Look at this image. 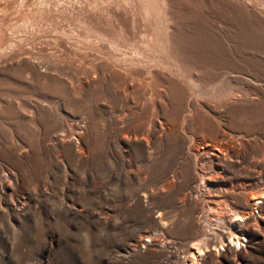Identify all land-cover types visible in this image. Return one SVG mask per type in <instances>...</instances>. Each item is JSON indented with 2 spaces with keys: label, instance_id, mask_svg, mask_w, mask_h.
<instances>
[{
  "label": "rangeland",
  "instance_id": "rangeland-1",
  "mask_svg": "<svg viewBox=\"0 0 264 264\" xmlns=\"http://www.w3.org/2000/svg\"><path fill=\"white\" fill-rule=\"evenodd\" d=\"M262 191L264 0H0V264H264Z\"/></svg>",
  "mask_w": 264,
  "mask_h": 264
},
{
  "label": "bare ground",
  "instance_id": "bare-ground-1",
  "mask_svg": "<svg viewBox=\"0 0 264 264\" xmlns=\"http://www.w3.org/2000/svg\"><path fill=\"white\" fill-rule=\"evenodd\" d=\"M127 74V73H126ZM133 82V81H132ZM133 86V85H132ZM142 110V109H141ZM161 122V121H160ZM161 124V123H160ZM209 146V145H208ZM208 146L206 145L204 148H202L203 149V152H201L202 153V155L203 154H212V156H215V154H214V150L216 149H210V148H208ZM215 147V146H214ZM216 150H219V147H218V149H216ZM220 151V150H219ZM221 152V151H220ZM204 159V158H203ZM253 199H254V204L253 205H255L256 203H258L259 201H260V199H264V192L262 191L261 193H260V195L259 196H253ZM259 204V203H258ZM257 205V204H256ZM255 205V206H256ZM234 218H238V219H242V216L239 214V213H237V212H235L234 213V216H233ZM232 225V224H231ZM216 234V233H215ZM150 238V237H149ZM207 238V237H206ZM228 238H229V240H230V243H234V244H237V245H239V246H241V242H242V238H241V236H238V235H235V234H233V233H231V235H229L228 236ZM244 239V238H243ZM205 247H206V243H204V242H202V241H199V242H196V243H194L193 244V246L191 247V249H190V254H189V256H188V260H190L191 262H192V264H194L196 261H197V259H198V257L199 256H201L203 253H204V251L206 250L205 249ZM214 253H217L218 251H220V249L221 248H223L222 247V244H217V245H215L214 247ZM223 250V249H222ZM198 262V261H197Z\"/></svg>",
  "mask_w": 264,
  "mask_h": 264
}]
</instances>
